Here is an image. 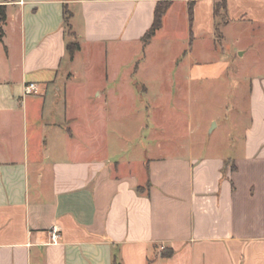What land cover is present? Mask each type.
I'll return each mask as SVG.
<instances>
[{
  "label": "crops",
  "instance_id": "1",
  "mask_svg": "<svg viewBox=\"0 0 264 264\" xmlns=\"http://www.w3.org/2000/svg\"><path fill=\"white\" fill-rule=\"evenodd\" d=\"M18 1L0 0V264H264V63L250 82L238 152L119 159L103 129L116 71L89 95L73 85L88 75L75 66L96 48L140 44L160 0ZM190 1L173 0L144 45L170 25L199 48L189 79H218L226 29H264V0H226L224 22L214 15L219 0H194L192 18ZM71 41L80 45L72 58ZM256 57L264 62V50ZM29 82L41 93L24 95Z\"/></svg>",
  "mask_w": 264,
  "mask_h": 264
},
{
  "label": "rangeland",
  "instance_id": "2",
  "mask_svg": "<svg viewBox=\"0 0 264 264\" xmlns=\"http://www.w3.org/2000/svg\"><path fill=\"white\" fill-rule=\"evenodd\" d=\"M165 30L149 47L142 41L114 46L104 55L96 48L75 66L88 75L73 85L86 84L89 95L107 85L106 70L116 71L115 81L110 78L109 84L119 93L111 101L114 107L106 111L110 118L103 128L110 152L117 158L131 154L132 159H139L144 151L220 156L238 152L250 119V82L264 63L256 57L264 50L258 43L260 36L259 42L264 40V29L252 32L240 24L228 27L223 41L222 54L228 65L224 74L192 81L188 69L199 57L197 44L190 46L187 40L175 38L170 25ZM183 53L188 57L183 59ZM210 61L211 69L217 62ZM201 65L195 64L196 70ZM85 102L92 111L95 103Z\"/></svg>",
  "mask_w": 264,
  "mask_h": 264
},
{
  "label": "trees",
  "instance_id": "3",
  "mask_svg": "<svg viewBox=\"0 0 264 264\" xmlns=\"http://www.w3.org/2000/svg\"><path fill=\"white\" fill-rule=\"evenodd\" d=\"M172 1L173 0H160L157 3L155 10H154L153 23L142 38L144 44L149 42V40L155 35V33L162 27L163 16L165 15ZM193 2L194 0H191L188 4V13H189L190 18H192ZM214 15L217 17H220L221 22L225 21L226 0H219L214 4ZM69 17H70V12L66 9V7H64L63 19H64V23L67 26L68 30H70ZM5 19H6L5 6L0 5V39L3 35V24L5 22ZM216 38H217V41L221 43L222 32L220 31L219 24H217V27H216ZM79 49H80V45L76 41H71L67 44V51L69 53L70 58H72L74 53ZM162 254L163 256H170L172 254V251L166 250V251H163ZM113 264H121V262L115 258L113 260Z\"/></svg>",
  "mask_w": 264,
  "mask_h": 264
},
{
  "label": "built area",
  "instance_id": "4",
  "mask_svg": "<svg viewBox=\"0 0 264 264\" xmlns=\"http://www.w3.org/2000/svg\"><path fill=\"white\" fill-rule=\"evenodd\" d=\"M18 3L23 4L24 0H19ZM40 93H41L40 87L35 82H29V83L25 84L23 87V94L24 95H36V94H40ZM50 235H51L52 242H54L58 237V230L53 228L51 230Z\"/></svg>",
  "mask_w": 264,
  "mask_h": 264
}]
</instances>
